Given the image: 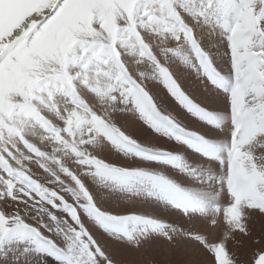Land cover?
Listing matches in <instances>:
<instances>
[{"label": "snow or ice", "instance_id": "1", "mask_svg": "<svg viewBox=\"0 0 264 264\" xmlns=\"http://www.w3.org/2000/svg\"><path fill=\"white\" fill-rule=\"evenodd\" d=\"M0 264H264V0H0Z\"/></svg>", "mask_w": 264, "mask_h": 264}]
</instances>
